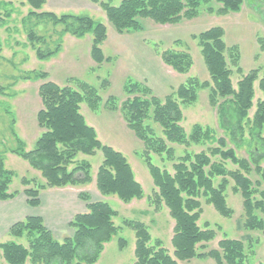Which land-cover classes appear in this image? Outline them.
I'll return each mask as SVG.
<instances>
[{
  "label": "trees",
  "instance_id": "16d2710c",
  "mask_svg": "<svg viewBox=\"0 0 264 264\" xmlns=\"http://www.w3.org/2000/svg\"><path fill=\"white\" fill-rule=\"evenodd\" d=\"M97 3L106 12L108 21L119 34L141 32L144 21L152 20L160 24H177L183 19L198 16L204 5L210 0H90ZM220 7L217 13L240 12L244 0H215ZM29 6L22 19L28 44L39 59L51 57L62 46V37L71 34L83 37L92 34L91 55L101 64L111 61L105 57L101 44L107 39V26L91 16L65 13L57 14L44 10L48 0H24ZM213 11L212 7H208ZM15 12L14 0H0V28L7 25ZM51 23L57 38L52 42L47 35L46 26ZM221 26L210 27L197 35L202 56L210 75V80L201 81L189 77L173 94L164 98L155 95L151 88L129 78L125 91L130 96L123 103V115L129 128L143 142L140 153L144 164L152 177L156 191L148 199L156 208L164 204L174 220L172 237L173 254L160 239H153L148 226L140 220L125 219L124 225L135 233L134 264H181L192 258L213 257L218 264H247L245 242L241 239L223 238L219 249L201 251L216 237V231L208 224H199L202 215L201 198L212 204L222 215L230 217L233 209L227 202V190L230 179L232 189L243 200V226L248 231H260L264 235V188L260 180L253 181L250 175L255 173L264 180V99L257 103L255 113L250 118L255 95V82L264 93V78L259 79V70L244 74L240 66V50L237 45L228 47ZM176 44H182L176 40ZM54 45L53 47L51 45ZM3 43L0 37V56ZM162 60L175 71L187 74L193 66V57L185 49H166L160 51ZM231 63L241 75L235 87ZM36 80H42L38 89L41 108L36 119L41 133L34 147L27 149L26 143L11 127L17 142L10 149L28 164L40 172L43 181L37 178L23 177V194L30 207L41 204V193L48 189L77 187L93 181L92 164L82 155H93L100 150L103 160L95 176L96 188L104 196H116L124 203L142 199L145 191L136 179L134 170L127 157L113 147L103 144L96 129L89 125L80 111L81 103L86 102L95 111L99 108L98 90L89 83L75 79L77 88L60 85L49 80L46 72H32ZM30 79V75L25 76ZM104 83H108L105 80ZM201 89L209 90V102L217 111L219 127L224 136L208 127L195 124L190 133L182 126L183 113L180 102H193L198 99ZM0 92L2 87L0 86ZM108 107L116 110L114 97H109ZM15 118L13 119L14 122ZM12 122V124H14ZM154 123L162 129L159 136ZM249 124L250 140L244 138L246 124ZM229 141V142H228ZM209 142L213 145L208 151L191 153L177 157L176 150L168 143H177L186 147L192 144ZM235 148L247 144V157H240ZM153 154L173 163V172L153 161ZM213 158H218L214 160ZM237 166L229 169L226 162ZM15 172L5 167L0 154V201L16 198L21 191L10 190ZM220 178L218 184L215 179ZM80 200L86 203V211L77 213L69 222L73 234L62 240L55 237L47 227L43 217L29 215L13 223L8 235L12 239L0 242V249L7 264H95L105 244L110 242L121 229L115 223L117 211L106 199L94 200L87 191L79 192ZM125 238H119L124 248ZM253 264H264L262 262Z\"/></svg>",
  "mask_w": 264,
  "mask_h": 264
},
{
  "label": "rangeland",
  "instance_id": "374dc122",
  "mask_svg": "<svg viewBox=\"0 0 264 264\" xmlns=\"http://www.w3.org/2000/svg\"><path fill=\"white\" fill-rule=\"evenodd\" d=\"M24 0H14L15 12L8 20L5 27L0 28V37L3 43V52L0 56V154L4 159L5 167L15 172V177L10 190L21 191L15 202L19 214L11 219L16 208L11 203L0 204V242L12 239L8 235L9 227L25 218L29 213L23 194L25 186L21 182L23 177L28 179L37 178L43 181L40 172L33 169L26 160L13 154L10 149L17 146L12 134L13 130L26 143L27 149L34 147L36 139L41 133L36 115L41 108V99L38 89L42 80H36L32 72H46L51 81L60 85H70L77 88L75 79H79L97 88L100 95L99 108L93 111L86 102L81 103L80 111L87 123L96 129L98 138L103 144L109 145L122 152L130 162L136 179L142 184L145 196L142 199H134L124 203L116 196H102L96 188L95 176L99 165L103 160L100 150L93 155H80L81 159H87L92 164L91 175L94 178L88 184L63 189H48L43 191L45 200L38 211L44 214L47 225L51 227L56 238L62 240L73 234L69 222L78 212L86 211V205L79 198V192H89L94 200L106 199L117 211L115 223L121 227L119 233L110 242L105 244L99 260L95 264H134L135 256V233L130 227L124 225L125 219L143 221L149 228L153 239H160L168 251L173 254L172 237L174 220L169 214L168 208L160 204L156 208L148 199L153 196L156 188L147 166L144 164L140 153L144 149L143 142L135 132L128 127L123 115V103L130 97L125 91V83L131 78L139 81L152 92L164 98L173 94L176 89L189 77H197L201 81L210 80V75L205 65L201 47L194 35L214 26L224 29V40L228 47L237 45L241 58L240 66L244 74L258 69L259 79L264 78V0H244L240 12L219 14L217 8L220 5L215 0L204 5L198 16L191 19H183L177 24H160L152 20L144 21V30L141 32L119 34L108 21L106 12L99 4L90 0H48L44 10H51L57 14L73 13L88 15L107 26V39L101 44L105 57L111 61L98 64L91 55L92 34L76 37L65 34L62 37V46L58 53L45 59H39L35 51L27 41L22 19L27 15L29 6ZM120 0H113V4H119ZM212 7L213 11L207 9ZM47 35L52 42L57 38L55 29L49 23ZM181 40L182 44H176ZM54 46L53 44L51 45ZM185 49L193 57V66L187 74L175 71L171 66L164 63L160 51L166 49ZM228 61L234 71L232 80L236 87L241 75L231 63L230 53ZM30 75V79L25 76ZM105 80L108 83H104ZM114 97L117 104L116 110L108 107L109 97ZM264 99V93L259 87V81L255 82L254 105L250 110L252 119L257 103ZM180 102L183 113L182 126L190 133L195 124L204 128L208 127L216 133V136H224L225 133L219 127L217 111L209 102V90L201 89L196 101ZM15 118L14 122L13 119ZM12 122L14 124H12ZM156 132L163 136L162 129L154 123ZM264 137V128H263ZM244 138L250 140L249 124H246ZM229 142V141H228ZM176 150V156H182L186 151L199 153L208 151L209 147L216 145L209 142L192 144L189 147L177 143H168ZM228 146L236 149L238 156L247 157V144L235 148L232 143ZM214 160L218 158H213ZM154 163L173 172V163L161 156L153 154ZM229 169L237 166L229 161L226 162ZM261 165L264 167V160ZM253 181L260 180V187L264 188V180L257 174L250 175ZM220 178L215 179L218 184ZM233 180L227 190V202L233 209L230 217L222 216L212 204L201 198L202 215L199 224L205 227L208 224L216 231V237L206 244L201 251L219 249V241L225 237L241 239L245 242L247 264L264 263V235L260 231H248L243 226L244 208L243 200L232 186ZM61 190V191H59ZM58 191V192H56ZM47 198V199H46ZM23 200V201H22ZM22 201V202H20ZM2 205V206H1ZM59 207V217L50 216L52 211ZM126 239L124 248L119 245V238ZM0 264H7L0 249ZM29 264V263H27ZM181 264H218L217 261L207 256L205 258H192Z\"/></svg>",
  "mask_w": 264,
  "mask_h": 264
},
{
  "label": "crops",
  "instance_id": "0c3cea01",
  "mask_svg": "<svg viewBox=\"0 0 264 264\" xmlns=\"http://www.w3.org/2000/svg\"><path fill=\"white\" fill-rule=\"evenodd\" d=\"M61 189V188H60ZM63 189V188H62ZM59 191H61V190H59ZM56 192H58V191H56ZM43 192L41 193V204H40V206H38V207H30L29 205H28V203H27V197H26V199H25V202H26V204H27V207H28V209H30V214L28 213L26 216H29V215H39V216H41V217H43V219H44V221H45V224L47 225V222H46V218L44 217V214H40L38 211H34V210H37V209H39V207H41V205L43 204V202L45 201L44 199H43ZM20 195V194H19ZM18 195V196H19ZM17 196V197H18ZM17 197L16 198H14V199H12V200H9V201H0V204L1 203H11V205L13 206V208H16L15 206L18 204L17 202H15V200L17 199ZM47 199V198H46ZM23 201V200H22ZM22 201H20V202H22ZM82 202H84V201H82ZM85 203V202H84ZM85 205H86V203H85ZM2 206V205H1ZM1 208V207H0ZM61 213V209H59V207H56V209L55 210H53L52 211V214L50 215V216H55V217H59V214ZM79 213V212H78ZM17 214H19V211H18V208H16V210H14V212H13V214H12V218L11 219H13V218H16L17 216ZM25 216V217H26ZM47 227L48 228H50L51 229V227H49L48 225H47ZM10 228V227H9ZM9 230V229H8ZM52 230V229H51ZM52 232H53V230H52ZM54 233V232H53Z\"/></svg>",
  "mask_w": 264,
  "mask_h": 264
}]
</instances>
